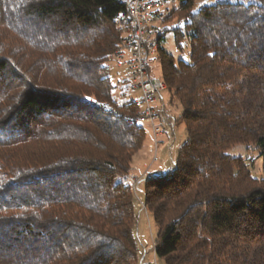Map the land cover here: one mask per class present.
Returning a JSON list of instances; mask_svg holds the SVG:
<instances>
[{
	"label": "trees",
	"instance_id": "16d2710c",
	"mask_svg": "<svg viewBox=\"0 0 264 264\" xmlns=\"http://www.w3.org/2000/svg\"><path fill=\"white\" fill-rule=\"evenodd\" d=\"M178 2L157 63L186 139L144 183L154 253L264 264V178L227 152L255 146L264 173V0ZM127 15L120 0H0V264H140L124 178L145 131L115 115L135 108L109 64ZM168 32L188 62L163 49Z\"/></svg>",
	"mask_w": 264,
	"mask_h": 264
},
{
	"label": "built area",
	"instance_id": "2783aa9c",
	"mask_svg": "<svg viewBox=\"0 0 264 264\" xmlns=\"http://www.w3.org/2000/svg\"><path fill=\"white\" fill-rule=\"evenodd\" d=\"M127 7V19L122 22L123 34L113 53L114 66L119 70L114 82L119 104H130L133 114L119 115L126 123L148 126L155 143L175 125V119L156 103L162 100L161 93L166 85L161 76L154 75L157 63L159 37L167 17L178 0H120ZM179 3V2H178ZM109 109L107 102L100 104ZM128 181V178H124ZM132 190L139 191L135 181L130 182Z\"/></svg>",
	"mask_w": 264,
	"mask_h": 264
},
{
	"label": "rangeland",
	"instance_id": "374dc122",
	"mask_svg": "<svg viewBox=\"0 0 264 264\" xmlns=\"http://www.w3.org/2000/svg\"><path fill=\"white\" fill-rule=\"evenodd\" d=\"M227 0H194L192 10L205 5H213L216 3L225 2ZM178 2L173 7L177 6ZM178 7V6H177ZM176 7V8H177ZM172 14V13H171ZM177 24L183 25V21L178 19V16H173L170 20L166 21L164 27L172 28ZM163 49L170 54L174 61L183 60L189 61V46L186 42L183 44V51H179L174 42L172 32H168L164 36L161 44ZM109 64L112 70V83L117 79L119 70L114 66L113 57H111ZM161 69L158 63L154 66V75L160 76ZM116 92V91H115ZM162 100L158 101V108L165 109L166 113L173 116L175 125L171 130H167L164 135L157 137L158 143H155L151 131L147 125H143L145 131V138L141 148L134 154L130 163V172L137 173L139 176H128V182L135 181L139 185V191L134 192L135 196V235L138 243L139 260L140 264L143 261L145 264H165L164 260L157 257L154 253V242L156 240L157 227L153 221L151 213H149L143 205V189L144 183L147 179L158 177L173 168L174 162L178 155L180 145L186 139V129L183 122L177 123L176 118L180 112V104L177 101L171 102V95L168 91L161 93ZM232 156L241 157L247 165L252 176L262 179L264 173L262 169V158L259 152L253 145L235 144L228 151ZM131 185V184H130Z\"/></svg>",
	"mask_w": 264,
	"mask_h": 264
},
{
	"label": "crops",
	"instance_id": "0c3cea01",
	"mask_svg": "<svg viewBox=\"0 0 264 264\" xmlns=\"http://www.w3.org/2000/svg\"><path fill=\"white\" fill-rule=\"evenodd\" d=\"M156 107H159V106H158V102L156 103ZM161 108H163V105L161 106ZM130 175H131V176H139L137 173H134V172H132V171L130 172ZM141 264H145V263H143V261H142Z\"/></svg>",
	"mask_w": 264,
	"mask_h": 264
},
{
	"label": "snow or ice",
	"instance_id": "6c2138e0",
	"mask_svg": "<svg viewBox=\"0 0 264 264\" xmlns=\"http://www.w3.org/2000/svg\"><path fill=\"white\" fill-rule=\"evenodd\" d=\"M204 3H207V0H204ZM195 11V9H193ZM209 55H213L212 53H209ZM88 99H91L90 97Z\"/></svg>",
	"mask_w": 264,
	"mask_h": 264
}]
</instances>
